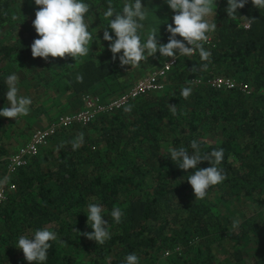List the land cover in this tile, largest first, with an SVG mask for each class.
Masks as SVG:
<instances>
[{
	"label": "trees",
	"instance_id": "16d2710c",
	"mask_svg": "<svg viewBox=\"0 0 264 264\" xmlns=\"http://www.w3.org/2000/svg\"><path fill=\"white\" fill-rule=\"evenodd\" d=\"M81 2L89 5L85 23L93 41L88 54L45 60L31 55L30 46L39 38L34 19L18 17L16 0H0V108L8 106L6 79L12 74L32 100L28 115L0 116V181L6 156L19 145L17 137L23 143L30 131L44 125L40 115L49 122L69 112V102L72 110L79 108L83 93L108 100L150 66L146 61L121 66L122 52L113 60L110 42L99 30L113 18L104 16L110 5L119 13L135 0ZM226 7L227 0H216L215 15L205 18L217 26L201 42L211 54L208 61L198 51L188 57L177 54L160 77V89L84 124L56 128L15 169L7 181L13 186L0 205V264H125L132 253L138 264H264V8L246 0L228 16ZM174 14L170 8L156 13L158 43L168 42L166 27ZM146 22L140 21L138 29L142 43L148 38ZM167 58L159 55L157 64ZM78 74L82 82L76 81ZM215 75L231 77L236 85L216 88L204 82ZM185 87L192 90L187 99L180 94ZM128 106L131 111H125ZM47 107L57 108L56 113L43 114ZM81 133L84 142L73 150ZM193 140L201 154L223 149L217 167L226 179L210 186L203 199L194 197L187 181L195 170H181L169 157L173 148L191 153ZM208 166L202 161L197 168ZM89 204L99 205L108 221L110 239L103 244L79 235L92 231ZM114 208L123 212L119 223L111 216ZM41 229L55 232L57 239L49 241L46 261L28 262L15 246L21 236L31 239Z\"/></svg>",
	"mask_w": 264,
	"mask_h": 264
},
{
	"label": "clouds",
	"instance_id": "9594fccd",
	"mask_svg": "<svg viewBox=\"0 0 264 264\" xmlns=\"http://www.w3.org/2000/svg\"><path fill=\"white\" fill-rule=\"evenodd\" d=\"M254 7L264 8V0H251ZM35 5L40 6L35 12V19L32 25L39 38L34 39L30 48L32 57H40L47 60L49 57L70 56L73 59L84 57L90 50V42L93 41L92 34L88 31L89 25L85 23V14L89 11V5L81 0H34ZM169 8L174 11L172 24H168L166 31L170 34L167 43H158V35L153 30L142 43L138 35V29L143 25L140 21L146 19L143 10L145 6L141 0L134 3H125L122 12H115L110 5L104 13L105 18L113 17L104 27L103 39L109 41L108 48L115 60L116 54L121 53L119 62L121 66L130 65L139 67L141 61H146L147 57L153 56L157 51L163 57L176 58L180 56H191L197 51L202 61H208L210 52L205 50L201 42H206V33L215 31L216 23H209L205 18L215 15L212 5L214 0H166ZM246 0H227L225 9L228 16L237 12L238 8H243ZM174 24V27H173ZM250 27V25H249ZM111 29L115 35L109 34L107 29ZM177 35L183 40L177 39ZM186 42V43H185ZM187 45V46H186ZM207 64H202V69H207ZM195 65L193 66V68ZM77 82L83 81V76H76ZM17 76L9 75L6 79L8 90L6 92L7 107L0 108V116L16 118L26 116L29 113V106L32 100L28 97L18 96L16 87ZM191 88L185 87L181 90V96L187 99L191 95ZM132 106H128L125 111H131ZM170 111L175 114L174 104H170ZM84 142L83 133L72 142V149L75 150ZM191 153L184 147L170 149V158L181 170H195L187 179L196 199H203L207 189L221 183L226 176L222 169L217 166L223 159V149L213 150L210 154H201L199 144L196 140L191 141ZM207 161L210 166L197 168V165ZM111 216L116 223L121 222L123 212L120 208H114ZM91 222V232L79 233L95 243L103 244L110 239L107 230L108 221L102 216V208L97 204L88 205L87 224ZM55 232L47 229L36 230L34 236L26 238L21 236L18 239L17 247L22 250L24 258L28 262H44L48 257V250L51 248L49 241H55ZM138 256L134 253L128 254L125 264H138Z\"/></svg>",
	"mask_w": 264,
	"mask_h": 264
},
{
	"label": "built area",
	"instance_id": "2783aa9c",
	"mask_svg": "<svg viewBox=\"0 0 264 264\" xmlns=\"http://www.w3.org/2000/svg\"><path fill=\"white\" fill-rule=\"evenodd\" d=\"M243 26L247 27L248 23L244 21ZM174 60V58L168 57L158 65V67L139 78H135L128 87L108 100H101L96 94L83 93L80 97L81 106L79 108L60 113L43 126L35 128L27 140L15 147V149L6 156L4 166L5 174L0 181V205L6 197V192L13 186L12 183L7 182L8 177L11 176L18 166L25 164L28 157L35 154L40 146L46 144L49 136L56 128L67 126L71 123L84 124L91 120L96 114L113 111L129 99L143 92L160 89L162 85H164L160 77L164 75L165 70L172 65ZM189 81L198 83L200 78H191ZM204 82L216 88H231L236 85V81L233 78L222 75L208 77L204 79ZM238 85L239 88L245 90V92L249 91L244 85ZM261 93L264 95V88L261 89Z\"/></svg>",
	"mask_w": 264,
	"mask_h": 264
},
{
	"label": "rangeland",
	"instance_id": "374dc122",
	"mask_svg": "<svg viewBox=\"0 0 264 264\" xmlns=\"http://www.w3.org/2000/svg\"><path fill=\"white\" fill-rule=\"evenodd\" d=\"M215 2H216V0H214V3ZM15 4H16L15 7H16V11H17V12L15 11V12L18 15V17H24L27 20L35 19V12L40 7V6L35 5L34 0H16ZM141 4L143 6H145L144 11L146 13L147 22L145 24L144 33H145L146 37H148V35L154 30V26L157 24V23H154V18L156 17L155 16L156 13L162 12V11L168 12L169 6L166 3V0H141ZM213 6H214V4L212 5V7ZM22 13H25V14H22ZM101 28L104 30V27L101 26V27H99L100 32L102 31ZM159 55H160V53L157 52L154 54V56L147 58L146 63L149 64L150 66L148 68H146L145 71L143 70L141 73H139L137 76H135V78H138L140 76V74L141 75L146 74L145 72H148L149 70H152V68L157 66ZM155 60H157V61H155ZM135 78H133V79H135ZM16 87L18 88V96L27 97V95L25 93V89L20 88L19 85H17ZM111 96H113V95H111ZM40 120H41L42 124H45L48 121V119L43 117L42 115H40ZM31 133H32V131H30L29 136ZM22 139H23L22 136H18L17 140L15 142V145L22 143ZM4 174H5V170L3 171L2 177H4Z\"/></svg>",
	"mask_w": 264,
	"mask_h": 264
},
{
	"label": "crops",
	"instance_id": "0c3cea01",
	"mask_svg": "<svg viewBox=\"0 0 264 264\" xmlns=\"http://www.w3.org/2000/svg\"><path fill=\"white\" fill-rule=\"evenodd\" d=\"M66 103H68V101H66ZM71 105H73V103L72 102H69V106L68 107H66V110L65 111H70V110H72L73 109V106H71ZM62 105L61 104H59L58 105V107H61ZM77 107V106H76ZM76 107H74V108H76ZM56 109L57 108H50V107H47V109L45 110V111H43V114H45V112H47V113H54L55 111H56Z\"/></svg>",
	"mask_w": 264,
	"mask_h": 264
}]
</instances>
